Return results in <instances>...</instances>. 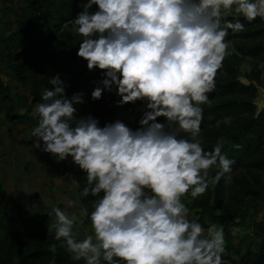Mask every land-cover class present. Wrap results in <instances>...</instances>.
Here are the masks:
<instances>
[{
	"label": "clouds",
	"instance_id": "obj_1",
	"mask_svg": "<svg viewBox=\"0 0 264 264\" xmlns=\"http://www.w3.org/2000/svg\"><path fill=\"white\" fill-rule=\"evenodd\" d=\"M258 17L264 19V0H86L71 23L82 37L77 57L102 73L91 99L109 92L118 108L143 107L136 129L121 120L100 126L91 115L78 116L85 94L68 97L60 74L35 106V148L61 161L71 157L86 176L81 195L95 198L90 213L79 210L91 226L83 239L74 235L75 212L48 213V234L73 261L225 264L223 227L205 228L183 198L204 195L233 171L225 137L211 151L198 139L202 106L211 103L230 31L242 32V21Z\"/></svg>",
	"mask_w": 264,
	"mask_h": 264
},
{
	"label": "trees",
	"instance_id": "obj_2",
	"mask_svg": "<svg viewBox=\"0 0 264 264\" xmlns=\"http://www.w3.org/2000/svg\"><path fill=\"white\" fill-rule=\"evenodd\" d=\"M85 2L29 0L34 16L15 35L17 45L23 48L30 45L40 67L49 58L59 61L66 94L84 91L85 107L79 109L83 117L91 115L99 120L100 126L121 120L136 129L142 115L141 102L118 108L115 106L118 97L109 92L99 101L91 99L102 73L98 69L91 72L87 69L86 61L77 57L82 37L64 29L73 25L72 19ZM242 22L245 30L235 34L230 31L226 39L236 45L242 56L259 59L264 53V19L258 17L252 23ZM260 74L259 71L252 77L248 74V83H242L237 78L232 58L227 55L216 74V88L209 94L211 103L202 106L204 118L198 136L202 147L211 151L216 140L225 137L222 151L235 164L226 178L218 185H210L207 195L202 196L201 217L227 232L236 221L242 220V212L248 204L253 203L262 210V222L252 228L244 248L233 246L232 237L226 235V250L235 258L231 264H264V111L257 112L254 105ZM15 75L23 81L20 68L15 70ZM35 102H42L41 97L35 96ZM233 145L240 147L236 149ZM214 172L215 169L210 170L209 175ZM228 177H232L229 185ZM59 243L48 234L44 219H35L0 188V264H84L82 260L73 261Z\"/></svg>",
	"mask_w": 264,
	"mask_h": 264
},
{
	"label": "rangeland",
	"instance_id": "obj_3",
	"mask_svg": "<svg viewBox=\"0 0 264 264\" xmlns=\"http://www.w3.org/2000/svg\"><path fill=\"white\" fill-rule=\"evenodd\" d=\"M33 16L29 0H0V188L16 204L29 210L35 219H44L47 224L54 220V216H48L52 207H59L69 214L75 212L79 219L74 235L83 239L91 232V226L89 219L79 216V210L87 208L90 213L95 199L81 195L83 185H86L85 174L71 157L61 161L35 148L36 138L31 135L37 123L35 96L41 97L45 88L52 87L49 83L51 76L60 74L62 79L63 71L56 59L49 58L40 67L30 45L24 48L17 45L15 35L30 23ZM64 29L74 31V25L64 26ZM227 55L232 58L237 78L242 83H248L246 75L252 77L255 71L261 73L254 105L257 112L264 111V53L259 59L244 57L238 53L236 45L230 43ZM17 68L21 69L23 81L15 75ZM79 92L84 93L83 90ZM73 94L66 95L71 97ZM84 107L85 103L77 106L79 117H83L79 109ZM231 178L228 177L227 185ZM202 196L193 199L187 194L183 202L190 217H199V222L207 228L213 223L201 217L199 203ZM261 211L259 206L248 204L242 212V220L224 231V238L229 234L233 246L244 248L252 228L262 222ZM224 247L227 249L226 243ZM223 260L225 264H231L235 258L226 250Z\"/></svg>",
	"mask_w": 264,
	"mask_h": 264
}]
</instances>
